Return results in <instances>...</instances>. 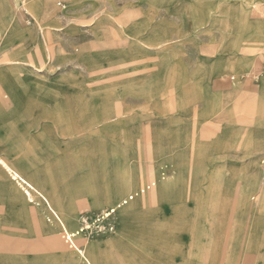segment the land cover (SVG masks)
<instances>
[{"label":"rangeland","instance_id":"1","mask_svg":"<svg viewBox=\"0 0 264 264\" xmlns=\"http://www.w3.org/2000/svg\"><path fill=\"white\" fill-rule=\"evenodd\" d=\"M41 3L0 0V20L14 27L12 34L0 33V43L10 36L9 50L27 48L30 57L46 42L52 55L47 61L39 51L41 78L32 76L20 105L12 103L7 81L0 80L1 125L13 127L6 129L0 147L53 210L42 197L29 202L20 190V201L0 184V238L24 236L18 240L24 239L46 264H88L78 248H84L92 264L108 259L119 264L113 245L125 216L117 210L103 226L98 221L105 218L103 211L117 209L154 182V188L125 206L133 216L130 222L144 227L155 218L167 223L179 243L170 241L174 249L146 255L148 263L254 264L256 247L264 249V123L258 115H234L238 128L252 130H240L231 140L224 129L232 116H202L199 93L189 96L187 86L198 69L190 62L198 58V44L214 45L222 34L229 45L237 22L242 53L263 63L218 80L238 86L264 77V0H51L48 13H40L43 28L36 30L32 8L43 11ZM140 25L143 44L137 42L143 50L137 53L134 41L115 31ZM153 35L159 40L149 45ZM9 50L0 49V68L27 82L29 70L9 71L11 66L5 65ZM83 52L111 58L92 64L78 59ZM38 79L81 100L100 119L92 128H103V133L93 131L91 138L63 135L51 120L56 112L49 104L52 96L46 89H31ZM208 88L211 94L222 92L219 83ZM25 99L29 104L23 107ZM49 109L54 112L48 114ZM43 133L51 143L40 152L35 140ZM207 143L214 147L202 154L215 161L200 164L197 148ZM224 143L236 144L221 152ZM230 153L238 163L225 157Z\"/></svg>","mask_w":264,"mask_h":264},{"label":"crops","instance_id":"2","mask_svg":"<svg viewBox=\"0 0 264 264\" xmlns=\"http://www.w3.org/2000/svg\"><path fill=\"white\" fill-rule=\"evenodd\" d=\"M51 0H40V3L43 4L42 7L43 11L38 8H32L33 13L35 14L36 24L35 29L41 30V17L40 13L47 14L49 11L48 3ZM237 15L232 16V18H236ZM14 22L17 25V22L14 20V16H11V22ZM4 19L0 20V25L3 27L0 30V33H11L14 30L9 28V24H4ZM16 27V26H15ZM133 27V26H131ZM120 29V28H119ZM118 28L115 31V34L119 36L120 33H123L130 41H134V45L137 46L135 51L138 53L139 49L143 50L141 43L142 38V25L139 28H127L123 27L119 30ZM252 34V31L247 32L248 34ZM230 34V42L229 45L222 42V34H219V38L217 39L218 42L214 45H205L199 43L198 47L195 49L198 53V58L190 59V62L194 63V66H197V71L194 75H189L191 78L190 85L187 86V90L189 93L188 95H192L194 93V97L196 98L197 91L199 93V103L201 105V111L199 114L207 115V114H216L223 112L224 114H228L232 116L231 124H229V128L224 130H228L225 133L226 137L230 138H238L239 131L245 130H252L251 127H243L242 129L238 128L239 122L238 118H233L234 115L247 114V115H258L262 119L264 123V77L258 81L254 80H247L244 84H239L235 86L234 84H230L227 81L218 80L219 76L227 75L230 73H242L249 70H253L256 67H259L260 64L263 63L262 60L255 59L252 56H249L248 53H242L243 50L241 49L242 45L240 44L243 40V37L240 34L242 30L239 29L238 22L237 25L234 23V26L231 28ZM121 35V34H120ZM12 38V37H11ZM10 36L8 38L2 39L0 43V49L9 50ZM140 40V45L137 41ZM149 45H155L158 42V37L153 35L149 39ZM168 41V40H166ZM165 41V42H166ZM231 43V44H230ZM41 48L37 51L33 52L32 56H28L27 53L29 50L27 48L22 49H10L8 51V58L9 60L5 63V65L11 66L9 71L13 70H22L27 69L29 71L30 76L26 77L27 82L23 83L20 80H16V78L6 69L3 67L0 68V80L7 81L8 89L10 90V97H12L15 105H20L22 102H19V98L26 97L27 87L30 85L29 83L32 82V76L36 78H41L42 69L36 65L38 62V54L39 51L41 54L44 55L45 60H51V51L49 47H47L46 42L41 43ZM29 54V53H28ZM123 56L122 54L118 55V58ZM109 57L99 56V57H92V54L83 52L79 55L78 59H85L89 63L97 64L103 63ZM121 59V58H120ZM196 63H198L196 65ZM192 65V64H190ZM1 66V65H0ZM16 66V67H15ZM23 66V67H22ZM192 72V73H193ZM264 76V75H263ZM9 82V84H8ZM212 82L216 84H220L219 90L222 92H214L211 94V90H209L208 86ZM13 84L16 88H13L11 84ZM35 86V87H33ZM33 89L35 92L39 91L40 89H46L47 92L52 96V100L50 103L53 107H55L56 112L52 115L51 118L52 122L61 126V133L65 136H74V135H82V138H91V136H95L96 134H102L103 128L100 129H93L94 125H98L100 119H96L94 113L91 111H87L81 100L78 98H74L72 95L67 94V89L62 90L61 87H58L55 83H43V81L38 79V81H34ZM38 87V88H36ZM13 88V89H11ZM189 88V89H188ZM16 89V90H15ZM17 91V92H16ZM78 97V96H77ZM187 97V96H186ZM240 98L237 102L236 99ZM18 99V100H17ZM17 100V103H16ZM23 102V107L27 106L29 102ZM7 102V101H4ZM52 109V108H51ZM57 109L59 110L57 113ZM215 109H221L215 110ZM93 110V109H92ZM48 111V110H47ZM52 110L49 109L48 114H51ZM57 115V116H56ZM42 117H46V110L41 112ZM201 116V115H200ZM2 118L0 116V141L5 140V131L6 129L9 131L13 129V127L9 128L6 126V129L3 128L4 125H1ZM92 128V129H91ZM58 131V130H57ZM94 131V132H93ZM94 134V135H93ZM35 144L39 147V151L43 152L44 149L46 150V145L51 143V140L46 139V135L43 133L42 135L36 136ZM7 140V139H6ZM236 143H224L222 146L224 150H233ZM105 145V144H104ZM200 147L197 148L199 151V155L196 157L198 158L196 161L201 163L209 162L213 163L215 160L207 159V155H203L202 153L210 152L209 148L214 147L212 143H207L204 146L199 145ZM216 146V144H215ZM248 147V146H247ZM218 148V147H216ZM215 151V150H214ZM120 152V150L118 151ZM153 152V151H152ZM48 154H52L51 152ZM202 154V155H201ZM153 155V153H152ZM158 157L154 154V158ZM225 157L231 159V162L238 163L239 158L233 154H226ZM237 157V158H235ZM175 158V157H174ZM192 162V161H191ZM205 164V163H204ZM201 168V167H200ZM233 168V166H232ZM7 181V182H5ZM7 185H6V184ZM0 184H3V189H10V194L14 197L18 198L20 201L23 200L20 190H25L28 193V196L25 194V199L29 202H35L36 199L42 197L46 200L47 206L53 210L50 205L49 200L43 196V194L30 182L24 173H22L18 168L13 166L9 161L6 160V156L3 153V150L0 147ZM28 187L32 188V191L28 189ZM25 193V192H24ZM137 193V192H135ZM134 193V194H135ZM132 195V194H131ZM130 196V195H129ZM38 204V203H37ZM40 205V204H38ZM134 206V204H133ZM118 207V205L116 206ZM125 208V209H123ZM118 210L121 211V216H125L124 218V229L123 232L116 234L117 236L114 237V245L113 249L115 251L116 261L119 264H153L147 262V256H154L153 254L161 253V249L163 252L169 251V242L170 241H177L175 236V231L173 232V228H171L167 223L160 224L158 221L151 219V223L147 226H141L139 224H133L130 222L133 218L132 214H128V210L130 207H123ZM111 209V208H110ZM123 209V210H121ZM61 226L66 231L65 224L61 221ZM136 226V228H134ZM135 230V231H134ZM122 234V235H121ZM70 236V235H69ZM7 237V236H6ZM20 238H24L22 235L7 237V239L0 238V264H46V262H41L39 258H35V256L31 252V247L28 245L27 242L22 240H18ZM178 242V241H177ZM179 243V242H178ZM177 249V248H175ZM181 248L178 247V252ZM255 263L254 264H264V249H260L256 247L255 249ZM173 253V252H172ZM78 254L81 255L83 259L86 260L88 264H92L91 261L88 260L86 256V252L83 249L78 248ZM175 254V253H174ZM147 255V256H146ZM171 256V255H170ZM97 264H100L96 260H94ZM103 264V263H101ZM106 264H112L111 261L108 259L106 260ZM154 264H157L154 262Z\"/></svg>","mask_w":264,"mask_h":264},{"label":"built area","instance_id":"3","mask_svg":"<svg viewBox=\"0 0 264 264\" xmlns=\"http://www.w3.org/2000/svg\"><path fill=\"white\" fill-rule=\"evenodd\" d=\"M233 80H234V78H233ZM155 186H156V184H155L154 182H152L151 184L145 186V187L142 188L139 192H137V193H135V194H132V195H130L128 198H126L125 200H123L120 204H118V207H117V209H115V210H118V209H120V208H123V207L129 205L132 201H134L135 197H138V196H139V194H145L147 191H150V190H151L152 188H154ZM28 189H29L30 191H32V188L28 187ZM26 194H27V196H28V193H27V192H26ZM109 214H110L111 216H109V217H105V218H103L101 221H98V223H101V224H100V227L103 226V222L109 221V220L113 217V214H115L114 209H112V211L109 212ZM108 230H109V231H113V230H114V224H113V223H109V224H108Z\"/></svg>","mask_w":264,"mask_h":264},{"label":"bare ground","instance_id":"4","mask_svg":"<svg viewBox=\"0 0 264 264\" xmlns=\"http://www.w3.org/2000/svg\"><path fill=\"white\" fill-rule=\"evenodd\" d=\"M110 211H112V209H109L108 211H107V210H106V211H103V216H104V217H109V216H111V215L109 214ZM114 212L116 213L117 210L114 209ZM99 221H101V220H99Z\"/></svg>","mask_w":264,"mask_h":264}]
</instances>
